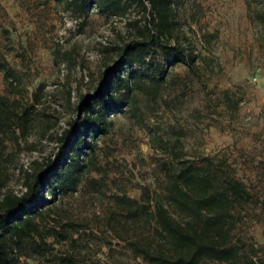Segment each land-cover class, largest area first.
<instances>
[{"label":"rangeland","instance_id":"374dc122","mask_svg":"<svg viewBox=\"0 0 264 264\" xmlns=\"http://www.w3.org/2000/svg\"><path fill=\"white\" fill-rule=\"evenodd\" d=\"M146 6L105 15L93 4L0 0V60L9 67L0 68V95L28 117L24 133L18 119L0 134V197L24 190V174L58 146L56 135L81 115L106 67L121 61L123 44L155 32ZM172 7L176 24L163 40L193 59L170 63L150 44L146 59L160 64L161 86L146 83L147 92L135 89L109 114L108 132L82 157L77 186L48 204L36 219L40 234L10 252L13 264H59L69 254L79 264H149L129 244L149 229L125 217L119 198L146 202V193L164 188V164L200 154L226 157L258 199L245 204L233 233L264 263V0H172Z\"/></svg>","mask_w":264,"mask_h":264},{"label":"trees","instance_id":"16d2710c","mask_svg":"<svg viewBox=\"0 0 264 264\" xmlns=\"http://www.w3.org/2000/svg\"><path fill=\"white\" fill-rule=\"evenodd\" d=\"M64 1L73 10L93 4L105 15L120 14L134 3L147 8L148 1L151 18L147 20L155 32L151 29L148 39L123 44L121 63L106 67L101 85L80 104L81 115L69 120L67 127L56 135L58 146L42 161H34L36 168L24 174V190L19 194L7 191L0 197V264H13L10 252L20 250L34 232L40 234L36 219L50 209L48 204L75 189L86 166L82 157L93 151L97 139L108 132L109 114L122 111L127 96L132 97L135 89L147 92L146 83L151 82L152 88L161 86L164 72L160 64L152 65L146 59L150 44L159 46L170 63L193 59L178 44L163 40L176 24L172 0ZM133 64L146 71L132 69ZM0 68L9 69L1 60ZM12 105L0 95V134L18 119L24 133L27 108L20 115ZM162 167L166 176L162 192L153 196L146 193V202L126 196L119 198L124 202L125 217L149 229L147 238L129 242L137 256L149 264H264L247 254L243 242L234 240L237 217L243 213L245 204L257 206L258 199L237 177L226 157L218 154H200L187 160L177 157L171 165ZM35 246L38 252L47 254L48 247L37 243ZM57 259L59 264H79L72 254Z\"/></svg>","mask_w":264,"mask_h":264}]
</instances>
